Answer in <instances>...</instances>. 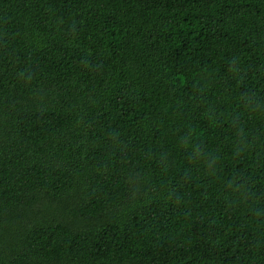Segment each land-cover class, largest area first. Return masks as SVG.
<instances>
[{
	"label": "trees",
	"instance_id": "trees-1",
	"mask_svg": "<svg viewBox=\"0 0 264 264\" xmlns=\"http://www.w3.org/2000/svg\"><path fill=\"white\" fill-rule=\"evenodd\" d=\"M0 264H264V0H0Z\"/></svg>",
	"mask_w": 264,
	"mask_h": 264
}]
</instances>
